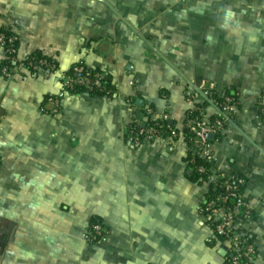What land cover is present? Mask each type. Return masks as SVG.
Returning a JSON list of instances; mask_svg holds the SVG:
<instances>
[{
	"label": "crops",
	"instance_id": "0c3cea01",
	"mask_svg": "<svg viewBox=\"0 0 264 264\" xmlns=\"http://www.w3.org/2000/svg\"><path fill=\"white\" fill-rule=\"evenodd\" d=\"M1 32L19 38L21 64L0 74V264H227L184 142L129 135L148 111L182 132L185 93L201 86L239 94L215 170L246 177L264 264V0H0ZM35 53L59 71L28 72ZM78 63L114 95L66 91Z\"/></svg>",
	"mask_w": 264,
	"mask_h": 264
},
{
	"label": "built area",
	"instance_id": "2783aa9c",
	"mask_svg": "<svg viewBox=\"0 0 264 264\" xmlns=\"http://www.w3.org/2000/svg\"><path fill=\"white\" fill-rule=\"evenodd\" d=\"M18 42L19 38L16 35L0 33L2 62L18 61ZM29 66L34 72L52 74L59 71L56 63L45 59L30 62ZM14 69L15 67L6 65L0 74L10 79ZM105 80L106 74L103 72L94 73L85 65L78 63L63 74V87L70 93L84 90V94L97 93L98 96L112 97L114 93L103 85ZM185 97L189 109L184 128L191 134L189 141L176 131L165 133L163 126L157 123L149 126L143 124L142 128L141 123H135L129 128V135L135 140L136 145L140 142L136 136L149 142L159 140L184 142L188 156L193 154L187 163L200 176L197 183L207 187L203 210L210 217L214 237L227 246L230 264H257V250L254 243L249 240L255 216L244 196L247 179L242 175H224L215 170L217 158L214 144L222 138L226 127L233 123L238 115L241 106L239 94L230 89L201 86L186 91ZM47 103L54 106V113L58 111L60 100L49 98ZM259 110L264 118L263 101H260ZM188 113H194L195 116L189 119ZM148 116L154 121L160 118L152 111H148ZM197 159L202 163L195 166ZM105 236L106 229L102 224H91L86 233V239L91 243L99 242Z\"/></svg>",
	"mask_w": 264,
	"mask_h": 264
},
{
	"label": "trees",
	"instance_id": "16d2710c",
	"mask_svg": "<svg viewBox=\"0 0 264 264\" xmlns=\"http://www.w3.org/2000/svg\"><path fill=\"white\" fill-rule=\"evenodd\" d=\"M7 34H8L9 36H10V35H11V36L14 35L13 33H10V32H7ZM17 48L19 49V42L17 43ZM43 59H45V60H49V61H52V60H50L49 58L43 56L41 53H35V54L31 55L29 58H27V59L22 63V65H23V67H24L28 72H30V73H35V72L33 71V69H31V67L29 66V63H30V62H35V61H38V60H43ZM19 64H21V63H18V61H17L16 63H14V62H13V63H10V62H2V63L0 64V72H1V70L3 69V67L6 66V65H10L12 68H14V67H17ZM91 71L94 72V73H95V72H98V70H91ZM103 85H104L105 87H107L109 90H111L113 93L115 92V89H114L113 86H112L111 79H110L107 75H106V80L103 82ZM231 91L233 92V90H231ZM84 92H85L84 90H77V91H75L73 94H82V93H84ZM90 95H92V96H98L97 93H90ZM144 115H145V117H146L147 119H149V121H146V122H144V123H141L140 128H142L143 124H145L146 126H149V125H153V124L157 123V124L163 126V130H164L165 133H170V132H172V131H176V132H178V134H183V136L186 138V140L189 141V139H190V137H191V134H190V132H189L188 129H185V128H184V129L182 130V132H181L179 129H177V128L175 127V125H172L168 120H165V119H163V118H159V119H157V120L154 121V120H152V119L148 116V114H144ZM194 116H195L194 113H188V117H189V119L193 118ZM136 137L139 138L140 140H142L141 137H139V136H136ZM192 156H193V154L191 153V154L188 156L187 161H190V159L192 158ZM201 163H202L201 160L197 159V162L195 163V166L200 165ZM193 168H194V167H193ZM191 179H192L194 182H198L199 179H200V176L197 174V172L195 171V169L192 170ZM91 224H102V223H100L97 219H93L92 222H91ZM249 240H250L251 243H253V240H252L251 237L249 238ZM226 260H227V264H230V261H231L230 256H227Z\"/></svg>",
	"mask_w": 264,
	"mask_h": 264
}]
</instances>
